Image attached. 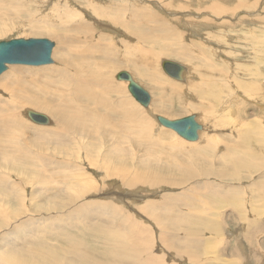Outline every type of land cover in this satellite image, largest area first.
Returning a JSON list of instances; mask_svg holds the SVG:
<instances>
[{
  "label": "rangeland",
  "instance_id": "374dc122",
  "mask_svg": "<svg viewBox=\"0 0 264 264\" xmlns=\"http://www.w3.org/2000/svg\"><path fill=\"white\" fill-rule=\"evenodd\" d=\"M122 1L132 4L137 10L136 26L140 31L138 36L128 30L131 7L124 10L123 20L121 19L126 22L125 26L112 22V15L115 12L111 8L121 7L120 0H0L1 11L9 8L6 10L7 13L18 14L16 17L19 18L18 24L8 27L7 31L0 34V41L18 37H45L54 42L51 51L52 63L30 67L31 69L24 64L8 65L0 75V89L20 76L31 80L38 79L39 72L42 73L43 69L48 72L50 66H58L57 52L60 45L58 46L56 37L48 30L44 31L43 28H48L47 23L58 26H67L69 22L72 24L76 20L74 16L68 18V11H74L75 14H81L84 21L94 24L97 32L107 33L105 35L108 39L103 43L109 47H107L109 54L113 53L110 55L111 61L113 63L116 61L115 63L119 65L115 66L110 73L112 77L110 80L121 82L120 97L129 106L136 105L137 110H141L147 117L151 123L147 133L153 142L152 145L138 139L137 137H141L144 131L137 127L136 133L133 134L135 144L124 140L122 143L127 149L125 157H128L124 158L123 170L109 163L114 169H120L119 176L106 177L105 173L109 171V168H106L103 152L104 148H112V141L109 137H106V140L100 138L99 129L97 127L93 129L91 121L86 123L88 131L76 130L69 122L70 124L68 123L69 125L63 130V135L58 136L50 134L57 124L54 122L55 118L46 110L31 106L22 107L23 110L27 107L38 110L47 118L49 117L50 124L37 125L41 123L34 122L36 123L34 124L33 121H29L22 108L15 109L14 112L18 113L16 117L21 121L19 126L22 127V133L15 130L10 135H0V179L6 180L5 185L9 188L7 192L10 193L7 197H3L1 193L6 187L2 186L5 182L0 180V187H5L2 191L0 188V236L3 233L5 236H13L15 229L22 227L20 229L24 228L26 235L23 239H19V242H25L24 245L27 248L34 247L41 239L50 246H59L57 250L59 252L68 251L64 237L67 236V239L72 236L74 239L71 242H83L82 248L88 255L90 253L95 256L94 260L99 264H112L111 256L105 255L113 252L114 249L110 246V248L105 247L101 243L96 244L92 240V235L87 234L89 232L105 231L114 238H116L114 235L121 236L120 244H127L125 246L134 251L136 261L144 260L142 264H150L147 258L150 255L155 258L153 264H160V262L164 264L168 262L171 264H229L232 262L233 264L237 259L233 256L239 252L242 255L245 254V260L240 264L245 262L246 264H264L254 262L259 260V257L255 260L252 256V252L257 249L258 254L263 252L264 255V237L262 249L260 244H256L259 248L251 249V236L258 235L257 229L255 228L252 234L248 233L250 231L248 225L252 221L254 226L257 223L261 224L264 236V0ZM244 2L246 4H238ZM212 5L221 7V9L218 8L220 11L215 13L206 8ZM96 6L107 8L103 16H100L101 10H95ZM79 14L76 19L80 18ZM97 17H104L102 26L98 23L102 20L97 19L98 22H96ZM205 23L210 25L207 27ZM29 25L37 28L32 30ZM145 32L154 36L155 42L162 43L164 48L173 55L153 54L151 56L149 50L151 51L155 46L154 41L144 39L142 41L139 37ZM78 44L80 45L81 41ZM232 52L237 54L233 55ZM161 59H172L184 65L186 67L184 80L179 82L164 74L160 68ZM235 64L245 66V70L238 72L234 69ZM36 67L39 68V72L34 71V69L37 70ZM250 69H252L251 72ZM120 70H127L133 75V79L150 94V103L147 108L139 105L129 94L126 88L127 83L124 85L123 80L115 79V74ZM137 71L146 75L145 79L140 78L136 74ZM236 75L248 81L251 88L254 84V87L258 88L257 91L251 92L254 93L252 95L248 93L250 97L247 96L248 94L241 90V85L238 88ZM203 86L204 90L212 87L205 92L204 100L198 98V95L204 91ZM218 88H221L220 94H218ZM53 89L60 90L57 86ZM0 98L6 102L10 101L8 93L1 90ZM165 101H171V103ZM164 105L167 106L164 111H159V107H156ZM189 114H194L196 120L202 125L198 139L191 142L160 125L155 119L156 115L174 119ZM234 118L236 121H233ZM248 120L253 122L247 123ZM103 128L108 129L100 126V130L103 131ZM250 128L254 130L253 136L240 143L237 148L239 155L228 162L229 158L225 159L226 161L222 159L220 156L222 153L234 152L232 145L236 135H242ZM260 130L262 135H259ZM45 131H48L47 135ZM161 131L168 133L165 136L160 134ZM106 133L110 135L111 131L107 130ZM208 139L217 143L212 145V149L208 147V149L198 150L197 148L203 146ZM158 143L162 145L159 146ZM16 144L20 145L17 149L20 153H17V150L14 152ZM150 145L153 152L148 153L146 149ZM240 149L244 154L251 150L252 153L248 155H255L258 152L259 155L263 154V158L256 160L250 155L249 162H240L242 161ZM12 153L22 161L29 162V165L17 161L13 164H16L18 168L11 165L10 169L5 158ZM176 161L177 164L187 165L188 163L189 170L184 169L187 176L184 174L182 177V171L173 167H178L174 164ZM236 162H240L239 169L234 168ZM19 166L28 169L26 171ZM203 169H206L208 173ZM216 170L221 175L214 174ZM19 171H23V174ZM220 171L226 173L224 172L222 176ZM228 172L230 175H227ZM133 177L137 179V183ZM156 179H161L163 182L160 180L158 182ZM151 180L157 182L151 184ZM171 181H178V183L173 185L167 183ZM256 212L258 215L254 217ZM20 224L22 226H19ZM259 241L260 239L253 240L254 243ZM215 245L220 247L217 248ZM227 249L232 250L231 253Z\"/></svg>",
  "mask_w": 264,
  "mask_h": 264
},
{
  "label": "bare ground",
  "instance_id": "6f19581e",
  "mask_svg": "<svg viewBox=\"0 0 264 264\" xmlns=\"http://www.w3.org/2000/svg\"><path fill=\"white\" fill-rule=\"evenodd\" d=\"M91 2V1H90ZM117 2V1H116ZM156 2V1H155ZM246 2V1H245ZM238 3L240 5L246 4V3ZM89 3V2H88ZM214 3V2H213ZM1 4V3H0ZM87 4V3H86ZM90 4V3H89ZM215 4V3H214ZM220 4V3H219ZM119 5L121 7L116 8L113 7L111 9H113V11L115 12L114 15H112L113 19L112 22L114 24H119L122 26H125L124 24L126 23L123 20V15L125 14L124 10L127 7H131L130 10V14H129V20H128V27H129V31L138 36L137 34H139L140 31H138V28L136 26V8H134V6L130 3H126V1H122L120 0ZM117 5V6H119ZM221 5V4H220ZM5 6V5H3ZM65 6V5H64ZM114 6V5H113ZM6 7V6H5ZM84 7V6H83ZM247 7V6H246ZM207 9L218 13L221 9V7L212 5L211 7L208 8V6L206 7ZM220 8V9H218ZM9 8H6V10ZM60 9V8H59ZM101 10V14L100 16H103L104 12L107 11V8L104 6H96L95 10ZM109 9V8H108ZM235 9V8H234ZM6 10H0V34H3V31H7L6 29L10 26H13L15 24H18L19 18L16 17L18 14L13 15L12 14H8ZM74 10V9H72ZM16 11H18L16 9ZM59 11V10H58ZM123 11V12H122ZM66 12V11H65ZM74 11L70 12L68 11V18H70V16H74L76 21H71L73 22L72 24L69 22V24L67 26H58L55 24H48V28H43V30H48L52 35H54L56 37V40L58 41V46L60 45V49L57 52L58 55V66L53 65V67L50 66V69L48 72H46L44 69L43 71H41L42 73L39 72V68H37L38 66H43V65H28L27 67H35L37 66V70L34 69V71H38L39 72V78L38 79H26L22 76H20V78H16L11 80V82H9L8 84L4 85L0 90L3 92H7L8 93V97L10 99L9 102L3 101L0 98V135L5 134V135H10L11 133H14V131L16 130L17 132H19L20 134L22 133V127L19 126L21 125L20 122L16 115H18V113H15V109H20L24 106H31L34 108H42L44 110H46L47 112H49L54 118V122L55 124H57L56 128H54V131H52V133L50 134H56L58 136H62L63 135V130H65V128L67 127V125H74V127L76 128V130L80 129L82 131H88L89 129L87 128V121H91V127L94 128H98L100 133H98V135L100 134L103 140L106 137H109L111 139V143H112V148H104V158L103 160L105 161V165L106 168H109V171L107 173H105L106 177L109 176H119V170L121 169V171L123 170V163L124 158H128L125 157V153L127 152V149H125V145L123 146V140L127 141L128 143H134L135 141L133 138V134L136 133L137 131V127L141 130L144 131L143 135L141 137H137L140 140L146 141L149 144L153 145L152 142V138L149 137L148 135V131L150 129L151 123L147 120V117L141 112V110H137L136 105L134 104H130V106L128 105V103H126L119 95V87H120V83L121 82H112L110 80V73L112 72V70L114 69L115 66H119L117 63H113L111 60V53L109 54V51L107 49V47L104 45L103 41L108 39V36H106L105 34L107 33H102L101 31L97 32V28L95 27L94 24L87 22L86 20L84 21L83 17H81L79 13H73ZM77 12V11H75ZM86 11L84 10V13ZM128 12V11H127ZM82 13V12H81ZM95 13V12H94ZM98 13V12H96ZM112 13V12H111ZM212 13V12H211ZM222 13V12H221ZM248 13V12H247ZM77 14H79L78 19H76ZM8 15V16H6ZM20 15V14H19ZM23 15V14H21ZM44 15V14H43ZM65 15V14H64ZM106 15V14H105ZM104 15V16H105ZM108 15V14H107ZM211 15V14H210ZM11 16V17H9ZM57 16V15H56ZM62 16V15H61ZM60 16V17H61ZM67 16V15H66ZM203 16V15H202ZM20 17V16H19ZM59 17V16H58ZM59 17V18H60ZM91 18V15L89 16ZM122 17V18H121ZM21 18V17H20ZM27 18V17H26ZM46 18V17H45ZM65 18V16L63 17ZM104 18V17H103ZM103 18L101 17H97L96 18V22L97 19L102 20L99 23L100 26L103 25L102 22H104ZM23 19V18H22ZM25 19V18H24ZM42 19V17H41ZM73 20V18H71ZM122 19V20H121ZM43 20V19H42ZM59 20V19H58ZM110 20V19H109ZM208 20V19H207ZM39 21V20H38ZM63 21V20H62ZM89 21V20H88ZM186 21V20H185ZM184 21V22H185ZM188 21V20H187ZM40 22V21H39ZM49 22V20L47 21ZM183 22V23H184ZM193 22V21H192ZM211 22V21H210ZM8 23V24H7ZM41 23V22H40ZM61 23V22H60ZM186 23V22H185ZM184 23V24H185ZM194 23V22H193ZM59 24V23H58ZM63 24V23H62ZM71 24V25H70ZM190 24V23H189ZM197 24V23H196ZM206 24V23H205ZM198 25V24H197ZM203 25V24H201ZM210 25V24H206ZM17 26V25H16ZM23 26V25H21ZM105 26V25H104ZM205 26V25H204ZM205 26V27H206ZM18 27V26H17ZM30 27V25H29ZM166 27V26H165ZM188 27V26H187ZM208 27V26H207ZM206 27V28H207ZM33 28H37V27H30V29L33 30ZM39 28V27H38ZM127 28V27H126ZM196 28V27H195ZM192 29L193 31L195 30ZM198 28V27H197ZM213 28V27H212ZM191 29V28H190ZM38 31H41L40 29H36ZM127 30V31H128ZM146 30V29H145ZM162 30V29H160ZM159 30V31H160ZM168 32V30H166ZM199 31V30H198ZM47 32V31H46ZM45 32V33H46ZM97 32V33H96ZM142 32V31H141ZM164 32V30H163ZM201 32V31H200ZM155 33V32H154ZM44 34V33H43ZM47 34V33H46ZM197 34V33H196ZM154 35V34H153ZM207 36V35H206ZM215 36V35H214ZM225 36V35H224ZM53 37V36H52ZM140 38H142L144 40H149L150 42L154 41L155 46L153 47V49L150 51L149 53L151 54V56L153 54L159 55V54H166V56H171V54L173 55V53L168 52L166 50V48H164V46L162 45V43L159 42H155V39L150 36L148 33H144L143 35L139 36ZM202 37V36H201ZM219 37L220 36H216ZM261 37V36H260ZM154 40H153V39ZM210 38V37H209ZM212 38V37H211ZM214 38V37H213ZM223 38V37H222ZM221 38V39H222ZM197 39V38H196ZM217 39V38H216ZM261 39V38H260ZM263 39V37H262ZM261 39V42H262ZM223 40V39H222ZM79 41H81V44L79 45ZM197 41V40H196ZM221 41V40H220ZM257 44V43H256ZM125 45V44H124ZM126 46V45H125ZM168 45H166L167 47ZM201 47V46H200ZM76 48V49H75ZM109 48V47H108ZM139 48V47H138ZM137 48V49H138ZM53 49V47H52ZM51 49V51H52ZM146 52V51H145ZM56 53V52H55ZM203 54V53H202ZM206 54V53H205ZM232 54H237V52H232ZM177 55V54H176ZM204 55V54H203ZM207 55V54H206ZM115 57V56H114ZM167 58V57H166ZM237 58V56H236ZM60 60V61H59ZM172 60V59H170ZM163 59L160 60V66L162 63ZM125 64V63H124ZM249 64V63H248ZM256 64V63H255ZM12 65V64H10ZM23 65V64H21ZM25 65V64H24ZM132 65V64H131ZM19 66V65H18ZM137 66V65H136ZM212 66V65H211ZM251 66V65H250ZM245 67V66H244ZM244 67L241 64H235V70H242L244 71ZM30 68V69H31ZM49 68V67H48ZM131 68V67H130ZM162 70V67H160ZM224 68V67H223ZM241 68V69H239ZM258 68V67H257ZM244 69V70H243ZM47 70V68H46ZM137 70V69H136ZM139 70V68H138ZM225 70V69H224ZM247 70V69H246ZM27 71V70H25ZM121 71H126L127 70H120L117 71V73L121 72ZM163 71V70H162ZM220 71H222V67H220ZM252 71V69H250V72ZM4 72V71H3ZM2 72V73H3ZM164 72V71H163ZM186 70L183 73V77L185 75ZM2 73L0 75H2ZM114 73V72H113ZM115 74V79H116V75ZM129 73V72H128ZM224 73V72H223ZM21 74V73H20ZM130 74V73H129ZM136 74L138 76H140V78L145 79L144 74H142L141 72H136ZM164 74H166L164 72ZM229 74V72L227 73ZM167 75V74H166ZM225 75V74H224ZM223 75V76H224ZM243 75V74H242ZM258 75V74H257ZM256 75V76H257ZM133 77V75H131ZM255 76V75H254ZM253 76V77H254ZM236 79L238 82V88H240V85L242 86L241 90H243V92L246 94L250 93L251 95L254 93L251 92H256L258 88L253 87L251 88L248 81H246L245 79H241L239 77V75H236ZM249 79V78H248ZM175 80V79H174ZM124 81V85H128V81L127 80H123ZM178 81V80H176ZM253 81V80H252ZM156 82V81H154ZM181 82V81H179ZM248 82V83H247ZM157 83V82H156ZM251 83V81H250ZM221 84V83H220ZM219 84V85H220ZM126 85V88H127ZM218 85V87H219ZM57 86L58 89L60 90H56L53 89V87ZM212 87L210 86V88H206V90H204V86H203V90L199 95L198 98H201L202 100H204V96H205V92H208ZM158 89V88H157ZM128 90V88H127ZM129 92V90H128ZM161 95H163V93L161 91H159ZM221 88H218V94H220ZM129 94L131 95V93L129 92ZM250 94H248L247 96L250 97ZM257 95V94H256ZM132 96V95H131ZM133 97V96H132ZM253 97V96H252ZM134 98V97H133ZM151 98V97H150ZM135 100V98H134ZM136 101V100H135ZM137 102V101H136ZM167 103H171V101H165ZM164 102V103H165ZM139 105H141L139 102H137ZM150 103V101H149ZM166 104V103H165ZM191 105V104H190ZM142 106V105H141ZM149 106V104H148ZM147 106V107H148ZM145 107V106H142ZM145 107V108H147ZM152 107V106H151ZM159 107V111H164L167 109V106L164 105L162 106H156ZM179 107V106H178ZM193 107V106H192ZM31 109L29 107L27 108H22L24 115L26 116V118L31 121L27 115V110ZM183 109V108H182ZM192 109V108H191ZM22 110L20 112V114L22 115ZM34 110V109H31ZM193 110V109H192ZM38 111V110H35ZM149 111V110H146ZM157 111V110H155ZM40 112V111H39ZM151 112V110L149 111ZM42 113V112H41ZM154 115V114H153ZM52 117V118H53ZM49 118V117H48ZM46 119H42V121H45ZM236 121V118L233 119V121ZM197 121V120H196ZM240 121V120H239ZM237 121V122H239ZM249 121V120H248ZM32 122V121H31ZM47 122V121H46ZM70 122V123H69ZM158 122V121H157ZM198 122V121H197ZM253 122V120H250L247 123ZM34 123V122H32ZM69 123V124H68ZM36 124V123H34ZM50 124V119L48 120V123L45 125ZM245 124V122H244ZM37 125H44V124H37ZM237 125V124H236ZM100 126H104L107 127V130H110L111 133L110 135H108L106 133L107 130H105L103 128V131L100 130ZM259 128V127H258ZM97 129V130H98ZM53 130V129H51ZM50 130V131H51ZM202 130V129H200ZM264 130V129H263ZM44 131V130H43ZM42 131V132H43ZM49 131V132H50ZM69 131V130H68ZM48 131H45V133ZM55 132V133H53ZM57 132V133H56ZM263 132V131H262ZM42 133V134H45ZM164 134L166 136V134L168 132H160V134ZM254 130L252 128H250L248 131H244L242 133V135L237 134L236 135V140L235 142H233L234 144L232 145L233 147V153L228 154L226 152L222 153V159H227L228 161L234 160V158L236 157L237 154V148L240 146V143L243 140H246L250 137L253 136ZM261 133V130H260ZM264 133V132H263ZM38 134V133H36ZM174 134V133H173ZM47 135V133H46ZM45 135V136H46ZM216 135V134H214ZM230 135V134H229ZM232 135V134H231ZM259 135H262L259 134ZM40 136V135H39ZM44 136V137H45ZM55 136V135H53ZM104 136V137H103ZM218 136V135H217ZM99 137V136H98ZM228 137V136H227ZM243 137L245 139H243ZM262 137V136H261ZM12 138V137H11ZM57 138V137H56ZM230 138V137H229ZM55 141V140H54ZM183 141V140H182ZM99 142V141H98ZM146 142H145V146H146ZM191 142V141H190ZM219 142V141H218ZM3 143V142H2ZM73 143V142H72ZM217 143L216 141H212L210 139L207 140V142L197 148L198 150H204L205 148L208 149L212 147L213 144ZM221 143V142H220ZM224 144V143H223ZM263 144V143H262ZM159 146H161V143H158ZM102 146V145H101ZM166 145H164L165 147ZM18 147H20L19 144L15 145L14 148V152L15 150L19 149ZM99 147V146H98ZM152 146L150 145L149 147H147L146 151L149 153V151H152ZM198 147V146H197ZM227 147V146H226ZM175 148V147H174ZM222 148V147H221ZM212 149V148H211ZM248 149V147H247ZM247 149H245V151H247ZM126 150V151H125ZM249 150V149H248ZM18 151V150H17ZM63 151V150H62ZM169 151V150H168ZM242 150L240 149L239 152L242 156V161L243 163L249 162L248 158L252 159H260L261 157L263 158V154L261 153V151H259L262 155H259V153L257 152L255 155H252L250 157V155H248L249 153H252L251 150L250 152H246V154H244L243 152H241ZM244 151V152H245ZM253 151V150H252ZM257 150H255L256 152ZM263 151V150H262ZM153 152V151H152ZM232 152V151H230ZM4 153V152H3ZM17 153H20V151H18ZM107 153V154H106ZM254 153V151H253ZM89 154V153H87ZM152 154V153H151ZM4 155V154H2ZM7 155V154H6ZM13 155V153H12ZM7 155V157L5 158V162L7 163V165L10 167L11 169V165H14L16 168H18V166L16 164H13L14 162L16 163L17 161H20L22 163H25L24 165H29L27 162L22 161L21 159H19L16 156H12ZM18 155V154H17ZM94 155V153H93ZM103 156V155H102ZM91 157V155H90ZM4 158V157H3ZM143 158V157H142ZM141 159V158H139ZM258 159V160H259ZM90 160V159H89ZM94 160V159H93ZM92 160V161H93ZM99 160V159H98ZM176 160V159H174ZM173 160V161H174ZM4 161V159H3ZM27 161V160H26ZM140 161V160H139ZM146 161V160H145ZM144 161V162H145ZM148 161V158H147ZM226 161V160H225ZM240 162H236L234 163V168L235 169H239L240 167L238 166V164ZM98 163V161H97ZM115 167H120V169H114L113 166ZM143 163V162H141ZM147 163V162H146ZM172 163V162H171ZM186 163V162H185ZM18 164V163H17ZM91 164V163H90ZM156 164V163H154ZM175 165L177 164L174 163ZM103 164V166H105ZM143 165V164H142ZM91 166H93L91 164ZM112 166V168H111ZM175 167L173 166L175 169L179 168L180 171H182V177H184L183 175L184 173V169L185 170H189L188 169V163L187 165H184V163H179L177 164ZM191 166V165H189ZM20 167V166H19ZM22 169H25L27 171V167H20ZM153 168V167H152ZM154 168H156L154 166ZM166 169V168H165ZM164 169V172H165ZM168 169H170L168 167ZM178 169V170H179ZM193 170V168H190ZM19 170V169H17ZM204 170V169H203ZM206 170V169H205ZM204 170V171H205ZM221 170V169H220ZM195 171V170H194ZM193 171V172H194ZM203 171V172H204ZM207 171V170H206ZM230 171V170H228ZM16 172V171H15ZM21 174H23V171H19ZM163 172V171H162ZM202 172V173H203ZM215 172V171H214ZM223 173L225 171H220ZM25 173V172H24ZM168 173V172H167ZM208 173V171H207ZM226 173V172H225ZM132 174V173H131ZM192 174V173H191ZM195 174V173H194ZM204 174V173H203ZM217 176L221 175L219 173L218 170H216V172L214 173ZM232 174V173H231ZM177 175V174H176ZM180 175V174H178ZM189 175V174H188ZM193 175V174H192ZM225 175V174H224ZM227 175H230V173L228 172ZM1 176V175H0ZM185 176H187L185 174ZM262 176V175H261ZM179 177V176H178ZM2 178V177H1ZM75 178V177H74ZM197 178V176H196ZM222 178V177H220ZM6 179V178H4ZM54 179V178H53ZM133 179L136 181L137 183V179L133 177ZM141 179V178H140ZM138 179V181L140 180ZM175 179V178H174ZM1 180V179H0ZM3 180V178H2ZM1 180V181H2ZM46 180V179H45ZM76 180V179H75ZM143 180V179H142ZM157 180V179H156ZM156 180L152 181L151 184H153ZM160 181H162L161 179H158ZM157 180V181H158ZM165 180H167V178H165ZM192 180V178H191ZM4 182L6 180H3ZM156 181V182H157ZM158 181V182H160ZM163 182V181H162ZM257 182V181H256ZM261 182V181H260ZM1 183V182H0ZM149 183V181H148ZM167 183H171L176 184L178 183V181L174 182H167ZM255 183V182H254ZM264 183V181H263ZM6 182L3 184L2 186L5 185ZM8 184V183H7ZM128 184V183H127ZM259 185V183H257ZM1 185V184H0ZM129 185V184H128ZM263 185V184H262ZM19 186V185H18ZM92 186V185H91ZM253 186V185H252ZM260 186V185H259ZM258 186V187H259ZM6 187V185H5ZM5 187H0L1 191L2 189L4 190ZM257 188V187H256ZM262 188V187H261ZM7 188L6 187V192L5 190L1 193L3 194V197H7L10 193L9 191L7 192ZM12 189V187H11ZM234 189V188H233ZM15 190V189H14ZM202 191V189H200ZM199 190V191H200ZM207 190V189H206ZM197 191V190H196ZM209 191V190H208ZM262 191V190H261ZM13 193V192H12ZM108 193V192H106ZM110 193V192H109ZM192 193V192H189ZM258 193V192H257ZM115 194V193H114ZM226 194V193H225ZM255 194V193H254ZM109 195V194H108ZM258 195V194H257ZM261 195V194H260ZM223 196V195H222ZM10 197V196H9ZM165 197V196H164ZM258 197V196H257ZM117 198V197H116ZM228 199V198H227ZM260 199V198H259ZM230 201V199H228ZM100 201V200H99ZM109 201V200H108ZM260 204V203H259ZM88 205V204H87ZM254 205V204H253ZM98 206V205H97ZM262 206V205H261ZM92 207V206H91ZM94 207V206H93ZM254 207V206H253ZM163 208V207H162ZM93 209V208H92ZM153 209V208H152ZM264 209V207H263ZM94 211V210H93ZM96 211V210H95ZM113 211V210H112ZM157 212V211H156ZM155 212V213H156ZM234 213V211H233ZM130 214V213H129ZM253 214V213H252ZM256 215L254 217H256L258 214L257 212L255 213ZM153 215V214H152ZM245 215V213H244ZM254 215V214H253ZM260 215V214H259ZM264 215V214H263ZM165 216V214H164ZM219 216V215H218ZM222 216V215H221ZM229 216V215H228ZM243 216V215H241ZM238 217V216H237ZM245 217V216H244ZM261 216H259L260 218ZM263 217V216H262ZM227 218V217H226ZM250 218V216H249ZM248 218V219H249ZM158 219V218H157ZM170 219V218H169ZM220 220V219H219ZM217 220V221H219ZM255 220V219H254ZM241 221V220H240ZM257 222V221H256ZM19 223V222H18ZM21 223V222H20ZM219 223V222H218ZM222 223V222H220ZM142 225V224H141ZM261 224H258L256 226H254V224H252V221L249 223L248 225V229L250 230L248 233L251 234L252 230H254L255 228H259ZM263 225V224H262ZM8 226V225H7ZM19 226H22L21 224ZM24 226V225H23ZM214 226V225H213ZM22 228V227H20ZM15 229L14 235L13 236H5V233L1 234L0 236V240H1V247H0V264H99L97 261L94 260V258H96L95 256H93L92 254L89 253V255L85 252V250L82 248L83 247V242H74L72 243L71 241H73V237L71 236V238H65L66 243L65 245H68V251L66 252H59L57 250H59V246H50L49 244H45L44 240H39V243L37 245H34V247L32 246H28L29 248H27V246H25V242H19V239H23L24 236L26 235L25 233V229L23 228L21 229ZM224 228V227H223ZM211 229V228H210ZM213 229V228H212ZM217 229V228H216ZM222 229V227H221ZM220 229V230H221ZM86 231H89L88 229L85 228ZM219 230V232H220ZM120 231V230H119ZM218 231V230H217ZM151 233V232H150ZM217 233V232H216ZM247 233V232H246ZM256 233H258L256 231ZM88 235L91 234L92 235V240L98 244L101 243L103 246L105 247H112L114 249L113 252H109L106 255L104 254V252H102V254H104L105 256H111V260H112V264H142V262L136 261L135 260V253L134 251L130 248H128V246L126 247L125 245L127 244H120V241L122 240V237L119 235H114L116 238H114L111 234H108L105 231H102L100 233H87ZM123 234V233H122ZM202 234V233H201ZM220 234V233H218ZM210 235V234H209ZM213 235V234H212ZM245 236V235H244ZM247 236V235H246ZM245 236V237H246ZM209 237V236H208ZM250 237V236H249ZM264 237V236H263ZM211 238V236L209 237ZM208 238V239H209ZM62 239V238H61ZM202 240V239H201ZM213 240V237H212ZM215 240V239H214ZM211 241V240H210ZM220 241V240H219ZM218 241V242H219ZM19 242V243H17ZM203 242V241H202ZM205 242V240H204ZM23 243V244H22ZM58 243V242H57ZM128 243V242H127ZM184 243V242H183ZM215 243V242H214ZM252 244V243H251ZM46 245V246H45ZM60 245V244H59ZM253 245V244H252ZM45 246V247H44ZM63 246V244H62ZM249 246V245H248ZM251 246V245H250ZM40 247H42L40 249ZM64 247V246H63ZM109 247V248H110ZM131 247V246H130ZM215 247H217L215 245ZM220 247V245L218 246ZM217 247V248H218ZM231 247V246H230ZM252 247V246H251ZM250 247V248H251ZM255 247V246H254ZM253 247V248H254ZM236 248V247H235ZM238 248V247H237ZM236 248V249H237ZM259 248V246H258ZM261 248V247H260ZM234 249V248H232ZM252 249V248H251ZM250 249V250H251ZM262 249V248H261ZM260 249V250H261ZM215 250V249H214ZM226 250V249H225ZM228 250V249H227ZM241 250V249H240ZM248 250V249H247ZM246 250V251H247ZM256 250V249H255ZM258 250V249H257ZM256 250V251H257ZM264 250V248H263ZM216 251V250H215ZM230 251V250H228ZM232 251V250H231ZM230 251V253H231ZM235 251V250H234ZM239 251V250H238ZM253 252V253H256ZM259 251V250H258ZM213 252V250H212ZM218 253V251H216ZM250 253V251H248ZM67 254L68 256H65L64 254ZM101 253V252H100ZM238 253V252H237ZM252 253V256L254 258H257L254 254ZM263 253V252H262ZM260 254V253H259ZM217 255V254H216ZM261 255V254H260ZM259 255V256H260ZM190 256V255H189ZM208 256V255H207ZM206 256V257H207ZM228 256V255H227ZM226 256V257H227ZM233 255H231L232 257ZM245 254L242 255L240 252L239 254L234 255L233 257H237L236 261H234L235 263L233 264H240L242 263V261L244 262L245 258H244ZM258 256V255H257ZM98 257V256H97ZM250 257V256H249ZM150 261V264L154 263V256L150 255L147 257ZM216 258V256H215ZM230 258V257H229ZM261 258V257H260ZM134 259V260H132ZM137 259V258H136ZM205 259V258H204ZM263 259V258H262ZM262 259H259L260 261ZM127 260H130V262H126ZM211 260V259H210ZM223 260V259H222ZM228 259H226L227 261ZM152 261V262H151ZM259 261V262H260ZM211 262V261H210ZM216 262V261H215ZM225 262V261H224ZM231 262V261H229ZM258 262V261H257ZM220 263V262H219ZM226 263V262H225ZM232 263V262H231ZM229 263V264H231ZM263 263V261L261 262ZM101 264V263H100ZM160 264H164L163 262H160ZM168 264H171L168 262ZM218 264V263H217ZM227 264V263H226ZM246 264V262H245ZM253 264V263H252Z\"/></svg>",
  "mask_w": 264,
  "mask_h": 264
},
{
  "label": "water",
  "instance_id": "95a60500",
  "mask_svg": "<svg viewBox=\"0 0 264 264\" xmlns=\"http://www.w3.org/2000/svg\"><path fill=\"white\" fill-rule=\"evenodd\" d=\"M54 42L45 37H18L0 41V74L10 64L25 65H47L53 62L51 49ZM162 70L172 79L183 81V73L186 67L181 63L163 59ZM117 80H127V88L131 95L142 106L147 107L150 101V94L137 82L131 74L121 71L116 75ZM27 115L33 122L47 124L48 118L45 114L28 109ZM46 119L42 121V119ZM155 119L165 128L173 130L178 136L187 141H196L202 125L196 121L194 114L169 119L163 115H156ZM47 121V122H46Z\"/></svg>",
  "mask_w": 264,
  "mask_h": 264
},
{
  "label": "crops",
  "instance_id": "0c3cea01",
  "mask_svg": "<svg viewBox=\"0 0 264 264\" xmlns=\"http://www.w3.org/2000/svg\"><path fill=\"white\" fill-rule=\"evenodd\" d=\"M257 229V232H258V235H255V236H251V243L253 244H251V248L252 249H254L255 247H258V246H256V244H260L261 245V248L263 247V227H259V228H256ZM253 231V230H252ZM251 234H252V232H251ZM259 235H261V237L259 238ZM257 239H260V241L259 242H256V243H254L253 242V240H257ZM255 246V247H254ZM254 247V248H253ZM253 252H255V251H253ZM252 252V253H253ZM262 252V251H261ZM257 258L259 257V259H262L261 261L260 260H257V258H254L255 260H257L258 262L260 261V262H262L263 261V263H264V255H263V253L259 256V254H258V252L256 251V253H253ZM258 255V256H257ZM261 257V258H260ZM257 261H254V262H257ZM257 262V263H258Z\"/></svg>",
  "mask_w": 264,
  "mask_h": 264
}]
</instances>
